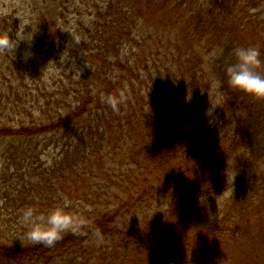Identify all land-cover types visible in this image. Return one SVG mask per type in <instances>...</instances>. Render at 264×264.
<instances>
[{
  "label": "trees",
  "instance_id": "trees-1",
  "mask_svg": "<svg viewBox=\"0 0 264 264\" xmlns=\"http://www.w3.org/2000/svg\"><path fill=\"white\" fill-rule=\"evenodd\" d=\"M259 1L108 0L101 10L90 11L93 27L82 42L88 43V69L79 87L71 89L73 103L56 111L47 106L38 122H0V138L21 140L30 156L40 159L51 146L59 149L48 167L31 170L40 175L32 185L34 197L62 194L83 200L92 207L88 224L78 233L65 232L53 245L0 239V256L17 264L57 257L59 264H166L163 258L171 251H186L211 236L237 238L241 218L264 203V100L232 89L225 68L234 60L230 48L251 44L264 54V25L259 29L260 22L244 13ZM156 14L176 31L189 16L186 28L195 44L188 57L197 54L195 65L187 59L188 75L168 71L175 78L173 90L154 104L146 105L144 95L128 96L126 107L113 111L101 98L120 92L119 83L108 77L114 65L109 55L117 53L138 18L158 24ZM36 26L54 48L62 37L57 21L40 15ZM199 47L212 51L214 80L220 83L222 105L212 120H198L205 107L201 99L208 106V90L216 85L213 78L199 79ZM178 79H189V85ZM22 96L0 86V103ZM25 189L21 186L18 196ZM154 206L161 208L153 216ZM95 229L105 237L102 244L95 242Z\"/></svg>",
  "mask_w": 264,
  "mask_h": 264
},
{
  "label": "rangeland",
  "instance_id": "rangeland-1",
  "mask_svg": "<svg viewBox=\"0 0 264 264\" xmlns=\"http://www.w3.org/2000/svg\"><path fill=\"white\" fill-rule=\"evenodd\" d=\"M107 1L0 0V32H9L13 38L18 32L25 37L19 41L16 48L0 51V86L19 90L23 95L22 98L14 97L10 98L9 102L0 103V122L14 125L20 122H38L47 112L44 111L47 106H52L50 110H55L58 106L73 103L74 95L71 89L76 90L79 87L78 84L84 80L88 69L84 57L88 43L82 42L89 40L88 30L93 27L94 17H90L89 13L96 9L101 10L102 5ZM203 1L208 2V0ZM244 13L253 15L254 22H260L257 26L260 25L259 29H262L264 0H260L257 6L249 7ZM40 15L55 19L58 23L62 37L58 39L54 48L46 43L36 26ZM160 17H162L160 14L153 17L154 23L158 22V24H149L143 18H138L137 23L129 29L130 35L121 40L117 53L109 55L114 65L108 70V77L119 83V90H123L127 97L136 99L144 95L146 105L154 104L157 98L173 90L172 81L175 78L168 74V71L170 73L179 71L180 74L183 72L188 75L185 66L189 67L190 62L187 59H192L195 65L197 57V54L188 57L192 53L190 45L195 44L194 35L186 28L189 16L179 23L177 31L162 25ZM250 30L251 28L248 27V31ZM258 36L257 33L255 37ZM247 38L250 40V36ZM90 47L92 46L89 45ZM198 49V58H201L198 60V70H202L199 79H202V82H208L212 78L217 79L213 72L215 68H212L214 64L212 51L209 52V49H201V47ZM221 50L224 51V48L221 47ZM215 51L217 46L213 49V52ZM230 51L233 52L231 48ZM214 55L216 56L217 52ZM177 60L181 61V67ZM115 61L122 64L124 69ZM127 69L131 71L127 72ZM260 70L264 71V66ZM178 81L185 82L184 79ZM187 81L185 83L189 85V79ZM214 83L216 85H212L208 90V106L205 98L201 99L205 107L201 109L198 120L207 118L212 120L222 105L218 99L221 98L220 83L216 80ZM56 99L61 100L56 103ZM126 103L127 100L123 107H126ZM24 147L25 143L19 139L0 138V239L18 244L31 242L26 238L21 239L26 231L25 226L18 219L21 209L34 206L39 211L47 212L52 207L63 204L64 198L67 197L57 194L48 200L42 197L40 199L34 197L32 187L34 181L40 178L36 172H31L33 167L38 168L37 172L48 167L47 165H50L58 155L59 149L51 146L40 159H37L26 154ZM228 180L231 182L233 177ZM104 182L105 180L102 183ZM21 186H26V189L18 196ZM113 187L114 194L118 188ZM69 199L72 201L71 207L89 220V212L92 209L89 203L78 198H76L78 200ZM108 200L112 201L111 198ZM225 200L226 195L221 197L218 203L222 204ZM160 205L163 207L162 202ZM161 206H154L149 213L154 216ZM240 223L241 230L237 238L224 236L225 238L221 239L218 236L214 238L211 236L205 243L191 246L186 251L182 249L171 251L163 259L166 260V264H264V203L258 212H251L241 218ZM61 260L57 257L50 263L37 264H59ZM0 264H17V262L13 257L0 256Z\"/></svg>",
  "mask_w": 264,
  "mask_h": 264
},
{
  "label": "clouds",
  "instance_id": "clouds-1",
  "mask_svg": "<svg viewBox=\"0 0 264 264\" xmlns=\"http://www.w3.org/2000/svg\"><path fill=\"white\" fill-rule=\"evenodd\" d=\"M21 39L25 37L18 32L15 38L9 32H0V51L16 48ZM233 56L234 60L225 68L229 86L253 98L264 100V71L260 70L264 66V54L260 48L251 44L237 46L233 49ZM101 98L116 112L127 100L123 90L118 94H102ZM71 205L72 201L65 197L63 204L56 205L47 212L39 211L34 206L21 209L18 219L26 228L21 239L53 245L65 232L78 233L88 224V220ZM93 234L98 245L105 241L99 229H95Z\"/></svg>",
  "mask_w": 264,
  "mask_h": 264
}]
</instances>
